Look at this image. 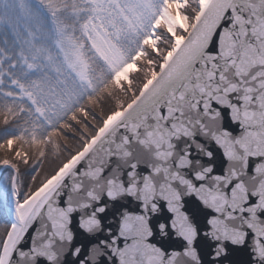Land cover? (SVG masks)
Returning <instances> with one entry per match:
<instances>
[{
  "label": "snow or ice",
  "instance_id": "6c2138e0",
  "mask_svg": "<svg viewBox=\"0 0 264 264\" xmlns=\"http://www.w3.org/2000/svg\"><path fill=\"white\" fill-rule=\"evenodd\" d=\"M0 264H264V0H0Z\"/></svg>",
  "mask_w": 264,
  "mask_h": 264
},
{
  "label": "water",
  "instance_id": "95a60500",
  "mask_svg": "<svg viewBox=\"0 0 264 264\" xmlns=\"http://www.w3.org/2000/svg\"><path fill=\"white\" fill-rule=\"evenodd\" d=\"M30 243V241H25V247L28 246V244ZM169 247V251L171 250H179L180 249V244L179 242H173L171 244L168 245ZM234 260H243V261H247L249 259V257L246 254L243 253H237L232 257Z\"/></svg>",
  "mask_w": 264,
  "mask_h": 264
}]
</instances>
